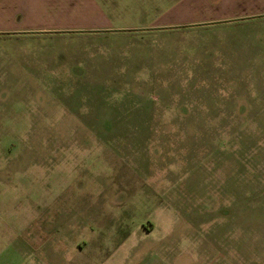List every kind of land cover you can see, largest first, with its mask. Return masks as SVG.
Segmentation results:
<instances>
[{
	"label": "rangeland",
	"instance_id": "1",
	"mask_svg": "<svg viewBox=\"0 0 264 264\" xmlns=\"http://www.w3.org/2000/svg\"><path fill=\"white\" fill-rule=\"evenodd\" d=\"M136 18L0 29V264H264V12Z\"/></svg>",
	"mask_w": 264,
	"mask_h": 264
},
{
	"label": "crops",
	"instance_id": "2",
	"mask_svg": "<svg viewBox=\"0 0 264 264\" xmlns=\"http://www.w3.org/2000/svg\"><path fill=\"white\" fill-rule=\"evenodd\" d=\"M123 3L125 0H0V29L3 33L31 35L100 32L110 31L112 25L121 26L126 20H139L138 16H148L157 28H192L226 18L255 17L264 12V0L254 5L249 2L227 5L220 0H174L162 13L152 9L151 16L144 7L132 8ZM232 121L241 122L238 118Z\"/></svg>",
	"mask_w": 264,
	"mask_h": 264
}]
</instances>
